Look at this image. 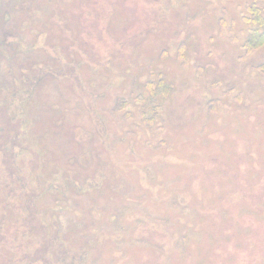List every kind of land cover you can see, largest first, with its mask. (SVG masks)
Segmentation results:
<instances>
[{"label":"rangeland","instance_id":"rangeland-1","mask_svg":"<svg viewBox=\"0 0 264 264\" xmlns=\"http://www.w3.org/2000/svg\"><path fill=\"white\" fill-rule=\"evenodd\" d=\"M248 6L0 0V264H264Z\"/></svg>","mask_w":264,"mask_h":264},{"label":"trees","instance_id":"trees-1","mask_svg":"<svg viewBox=\"0 0 264 264\" xmlns=\"http://www.w3.org/2000/svg\"><path fill=\"white\" fill-rule=\"evenodd\" d=\"M248 8L252 11L253 17H255L256 20L261 19L262 23H264V19H262L261 18L262 16L260 15L259 8L255 7V6H248ZM262 38L264 39V31L262 33L258 34L256 43L259 42ZM246 41H248V40H246ZM250 41H251V45H253L254 44V43H252L253 40L251 39ZM247 43H249V42H247Z\"/></svg>","mask_w":264,"mask_h":264}]
</instances>
